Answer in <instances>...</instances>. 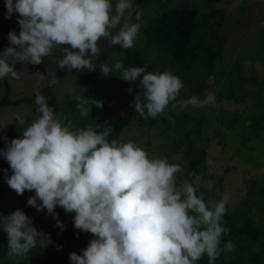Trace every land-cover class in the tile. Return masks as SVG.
I'll use <instances>...</instances> for the list:
<instances>
[{
	"label": "clouds",
	"instance_id": "1",
	"mask_svg": "<svg viewBox=\"0 0 264 264\" xmlns=\"http://www.w3.org/2000/svg\"><path fill=\"white\" fill-rule=\"evenodd\" d=\"M5 7L6 18L19 13L21 31L8 34L10 45L18 47L0 53V79L9 74L19 78L13 67L16 61L39 65L54 48L65 45L69 47H64L65 55L58 61L60 69L95 71L93 60L99 57L101 39L128 49L141 27L139 11L137 23L129 22L132 0H116L115 4L113 0H5ZM5 57L15 59L10 64ZM113 69L122 70L123 80L139 79L144 102L137 94L134 107L146 120L162 115L169 105L173 109L216 105L212 93L203 100L196 96L178 100L183 81L169 71L124 68L121 61L112 67L100 65L104 76ZM56 82L53 79L49 86ZM35 104L36 118L31 123L17 114L22 134L10 142L4 137L7 146L0 156L11 168V175L4 170L9 187L18 195L34 191L29 206L53 215L62 231L65 225L55 211L57 206L75 213L74 227L95 237L82 254L70 253L71 264H197L205 255L208 264H215L222 253L235 250L231 240L223 246L221 241L230 232L224 226L228 192L210 207L192 183H178V175L184 171L181 164L166 156H150L135 141L109 140L110 127L72 130V122L62 124L39 91ZM92 104L103 107L101 101L92 100ZM87 105V100L78 104L85 117L91 107ZM8 124H0V129ZM0 220L9 257L26 256L45 235L21 209Z\"/></svg>",
	"mask_w": 264,
	"mask_h": 264
},
{
	"label": "rangeland",
	"instance_id": "2",
	"mask_svg": "<svg viewBox=\"0 0 264 264\" xmlns=\"http://www.w3.org/2000/svg\"><path fill=\"white\" fill-rule=\"evenodd\" d=\"M132 3L129 22L137 23L135 14L137 11L142 13L141 27L133 47L124 49L101 39L98 42V59L103 54L105 57L93 60L97 66L95 71L60 69L58 61L65 55L64 47H69L67 45L54 48L52 55L44 57L39 65L16 61L13 67L19 78H13L11 74L7 76L12 87L10 97L16 100L31 96L55 79L57 82L52 86L57 94L56 118L62 124L71 121L72 130L105 125L120 114H130V123L119 140L135 141L150 156H166L170 162L181 164L184 171L178 175V183L188 180L210 207L221 199L222 193L228 192L227 213L232 214L235 225L241 227L239 216L249 189L256 191L264 187V129L252 125V120L264 111V0H132ZM183 5L198 8L202 23L196 39L195 60L186 66L166 63L164 70L160 71L180 76L184 87L178 100L192 96L203 100L207 93H212L216 97V105H189L183 109L179 106L173 109L169 105L162 115L146 120L134 107L137 94L144 102L138 80H123L120 77L122 70L115 69L109 76H104L100 65L112 67L121 61L124 68H129L128 55L136 50H145V28L162 10ZM6 12L5 0H0V53L8 47H18L10 45L8 34L14 30L19 35L21 31L19 13L14 12L9 19L5 17ZM145 52L149 59L157 53L152 47ZM5 59L11 64L15 58ZM101 85L103 89L94 100L101 101L102 108L88 101L87 106L91 107L89 116L85 117L80 109H73L70 105L73 99L86 100L90 90ZM129 88H132L131 92ZM4 94L3 78L0 79V99ZM36 108L35 102L0 107V124L9 123L6 129H0V150L7 146L4 137L10 142L22 134L23 126L15 120L17 114H23L31 123L36 118ZM177 156L179 159L173 160ZM6 163L0 156V177L5 176ZM258 198L262 201V206H259L262 208L260 240L238 239L235 250L227 252L219 264H238L240 261L264 264V198ZM254 208L256 211L257 207ZM65 225L71 230L74 221L65 222ZM33 226L44 232L42 225L33 223ZM77 237L80 239L86 234L81 232ZM50 242L51 239L45 235L39 237L37 246L24 257H9L8 243L5 242L0 250V264L11 260H16L13 264H46V255L53 254L50 253L53 251ZM64 248L60 247L57 252V264H70L64 261ZM66 251L69 256V246H66Z\"/></svg>",
	"mask_w": 264,
	"mask_h": 264
},
{
	"label": "trees",
	"instance_id": "3",
	"mask_svg": "<svg viewBox=\"0 0 264 264\" xmlns=\"http://www.w3.org/2000/svg\"><path fill=\"white\" fill-rule=\"evenodd\" d=\"M201 26L202 23L201 20H199V12L196 7L183 5L162 10L145 28L147 45L144 49L150 50L151 47L154 48L157 51L156 56H154L153 59H149L145 50H136L128 55V65L130 67H145V70L150 72H163L160 71V69L164 70L166 63H170L173 66L190 65L194 62L196 57V49L198 47V41L196 39L199 36L198 30ZM104 57L105 55L103 54L100 58L103 59ZM100 58L98 60H100ZM4 85L5 94L0 99V107L20 105L23 103L32 104L35 102V96L39 91L40 94L48 97V104L54 109L56 114L57 94L54 92L53 86L48 85L45 88L37 90L31 96H24L15 100L10 97L12 87L7 77L4 78ZM102 89L103 85L92 88L86 100H94L101 93ZM80 103V99L70 100V105L73 106V109H79L78 104ZM131 118L130 114H120L107 124L95 126L94 129L102 131L104 128L110 127L112 132L108 139H120L122 131L128 126ZM252 121L254 128L264 129V111ZM5 169L8 170L7 175H10L11 168L8 162L4 165V170ZM5 177L6 173L4 177H0V216H6L17 209H21L32 217L33 223L42 225L43 233L46 238L51 239V249L53 250L52 252L49 251L53 253L52 255H46V264H57L56 256L61 246L65 247L63 251L66 253V246H69L71 253L76 252L82 254V250L85 249L89 242L95 237L90 232H85L86 237H80L79 239V237H77L78 234L84 231L76 229L74 225L71 230L67 229L65 222L74 221L75 213H66L62 207L57 206L55 211L59 214V220L65 225V229L62 231L57 225V219L53 215L47 214L46 210L38 212L35 207L27 204L28 199L34 195L32 191L26 190L23 195H18L9 187ZM260 196L264 198V187L256 191L252 190V188L249 189L245 200L242 202V213H240L239 216L242 220L240 224L241 227L235 225L232 214L226 213L224 217V226L230 229V232L222 236V246L229 240L235 245L236 241L242 237L251 239L252 242L260 240L262 235L260 234L262 232L259 228L260 211H262V208H260L262 206V201L258 198ZM254 206L257 207L256 211ZM5 242L8 243V238L3 231V221L0 220V250L4 247ZM75 243L77 245H75ZM66 253H64V261L66 263L70 262L71 264L68 253ZM226 253L227 252L222 253L215 261V264H219L220 260L227 255ZM14 261L16 260L8 261L6 264H13ZM197 264H208L207 256L205 255L202 259L197 261ZM238 264H245V262L240 261Z\"/></svg>",
	"mask_w": 264,
	"mask_h": 264
}]
</instances>
